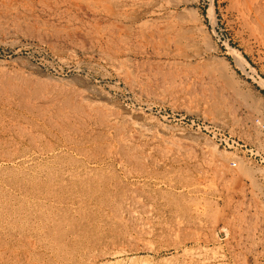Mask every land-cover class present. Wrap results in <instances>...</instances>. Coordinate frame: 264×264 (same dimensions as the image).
Returning <instances> with one entry per match:
<instances>
[{
	"label": "rangeland",
	"instance_id": "rangeland-1",
	"mask_svg": "<svg viewBox=\"0 0 264 264\" xmlns=\"http://www.w3.org/2000/svg\"><path fill=\"white\" fill-rule=\"evenodd\" d=\"M0 109V264H264V0H0Z\"/></svg>",
	"mask_w": 264,
	"mask_h": 264
},
{
	"label": "bare ground",
	"instance_id": "bare-ground-1",
	"mask_svg": "<svg viewBox=\"0 0 264 264\" xmlns=\"http://www.w3.org/2000/svg\"><path fill=\"white\" fill-rule=\"evenodd\" d=\"M8 119L9 120H17V118L15 117V115L12 112H10L7 115V120ZM2 121H5V116H4V112L2 111V109H0V122H2ZM12 129H13V127L10 124L9 125H7V124L6 125H0V139L6 138L8 135H11L10 132L12 131ZM139 252H142V251H138V250L132 251L131 249L118 250V251H115L113 253V256H115L119 259L117 262L125 261V262L130 263L132 261L134 264H152V260H154L158 256L157 251L148 250V251H146L145 256H140L138 254ZM131 255H135V256L131 257Z\"/></svg>",
	"mask_w": 264,
	"mask_h": 264
},
{
	"label": "crops",
	"instance_id": "crops-1",
	"mask_svg": "<svg viewBox=\"0 0 264 264\" xmlns=\"http://www.w3.org/2000/svg\"><path fill=\"white\" fill-rule=\"evenodd\" d=\"M245 189V187H243ZM250 190V189H249ZM241 203V213L255 215L257 213L259 197L256 193L251 194V192H243Z\"/></svg>",
	"mask_w": 264,
	"mask_h": 264
}]
</instances>
